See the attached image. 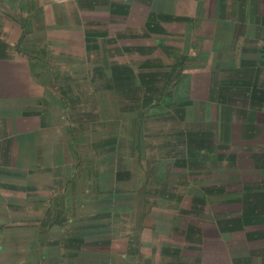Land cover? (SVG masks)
Returning <instances> with one entry per match:
<instances>
[{"label": "crops", "instance_id": "obj_1", "mask_svg": "<svg viewBox=\"0 0 264 264\" xmlns=\"http://www.w3.org/2000/svg\"><path fill=\"white\" fill-rule=\"evenodd\" d=\"M0 264H264V0H0Z\"/></svg>", "mask_w": 264, "mask_h": 264}, {"label": "rangeland", "instance_id": "obj_2", "mask_svg": "<svg viewBox=\"0 0 264 264\" xmlns=\"http://www.w3.org/2000/svg\"><path fill=\"white\" fill-rule=\"evenodd\" d=\"M144 170L146 171L147 177L146 179L148 180L149 175L151 174V164L150 163H145ZM198 182L200 183V177L197 178ZM184 194H181L180 197H183ZM189 196V195H188ZM192 196L194 197V201L200 202V193H197L196 190L193 192ZM51 217H58L61 218V211H53L51 213ZM55 227L51 226V229H54ZM56 228H61V226L56 227ZM52 233V232H51Z\"/></svg>", "mask_w": 264, "mask_h": 264}]
</instances>
